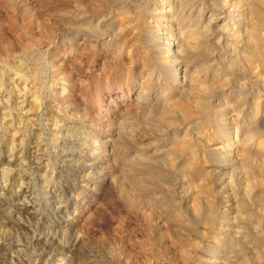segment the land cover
<instances>
[{
	"label": "bare ground",
	"instance_id": "obj_1",
	"mask_svg": "<svg viewBox=\"0 0 264 264\" xmlns=\"http://www.w3.org/2000/svg\"><path fill=\"white\" fill-rule=\"evenodd\" d=\"M19 3L17 0H0V143L7 140V161L5 164L0 161V217L7 211L8 219H11L9 229L17 214L30 221H34L36 217L32 197L27 192L22 193L21 186L17 188L18 191H13L17 186L15 181L11 183L6 179L12 176L15 169L25 164V158L16 157L14 152L26 133L23 129L30 122L28 116L35 114L33 111L39 107L36 106L38 97L33 91L35 81L39 79V65L36 67L34 62H27V55L34 47L30 40L20 38L22 31V34H17L18 37L14 33L19 29L29 31V27H25L26 24L20 21L23 12L16 10ZM104 5L99 13L85 15L84 12H78L73 17L75 37L79 39L81 36L84 42L88 40L91 47L93 42L95 46L109 50L114 56H120L125 51L139 67L140 75V79L135 82L138 86L132 93L130 103L140 111L139 117L135 122H128L126 118L111 124V136L106 142L111 160L114 163L118 161L126 173L135 170L136 175L131 179L135 190H169L171 182L175 181L177 185L173 186H176V190H197L191 196L183 192L185 195H180L179 207H175L176 203L168 196L160 197L155 194L147 198L145 206H154L163 214L165 221L186 233L179 241H174V251L164 249L163 255L172 264H264V189L254 190L255 182L251 180V176L255 180V172H259L264 166V76L256 74L251 78V85L254 86L251 90H246L239 84L233 85L228 81L229 78L221 76L213 79L222 67L219 69L220 64L216 65L218 60L212 58V48L225 49L220 59L224 63L222 73L228 72L229 67L238 72L240 65H252L256 61L263 62L264 66V56L259 50L260 41L255 36V31L264 28V0H105ZM105 7L107 12H101ZM102 23L108 31L100 40L97 39V31L98 25ZM129 32L133 34L135 42L142 46V51L129 48L125 43V35ZM10 33L16 39L9 40L7 34ZM70 41L76 47L83 42L76 39ZM171 71L174 73L171 74ZM201 73L208 75L198 81L196 75ZM100 89L105 90L103 87ZM62 91L68 93L69 89L63 86ZM216 96L218 98L213 102ZM126 124H131L130 128L134 125V128L129 130L125 128ZM137 129L142 130L149 138L147 143L138 142L140 134H137L138 137L135 134ZM70 131L72 132L68 137L63 136L67 141H70L73 131L77 130L72 128ZM86 137L84 138L87 140ZM92 142L97 144L99 141L94 139ZM127 143L130 146L133 144V148L128 145L126 147ZM69 145L72 146L70 143ZM217 145L219 146L216 147ZM36 147L39 148V145ZM105 147L106 145L103 146ZM82 151L84 150L75 148L61 152L63 162H66L62 166L71 170L72 181L78 185L85 182V173L91 169L89 163L79 162L80 158L89 161L94 155L87 153L90 154L89 158L84 157ZM11 161L14 165H9ZM238 168H242V171H238L239 176H233ZM102 170L101 168L95 174L94 170L88 173L99 179L103 177ZM227 171L232 172V176ZM20 179L17 177L16 180ZM188 183L191 188L185 185ZM45 188L47 190L46 186ZM214 190H223L221 198L213 196ZM18 194H21V201ZM29 209L33 212L28 211ZM35 223L40 224L38 221ZM67 226H63L66 228L64 229L50 224L38 234L36 239L41 241L39 250L44 257L42 264H85L83 261L77 263L81 257L79 252L75 253L77 249H81L83 237L78 234L74 225ZM6 231L7 228L0 229V245L6 242L3 245L6 252L2 255L7 261L9 257V264H12L14 254L21 251V246L8 239L3 234ZM65 233L69 236V247L61 245L60 239ZM149 245V249L142 251L148 264L151 262V251L154 253V245L151 242ZM159 245L163 247L162 243ZM70 247L73 248V254L67 260L65 251ZM174 252L178 258L175 254L171 255ZM122 254L115 260L103 261L105 264H123L125 259L122 260ZM89 256L92 257L91 254Z\"/></svg>",
	"mask_w": 264,
	"mask_h": 264
},
{
	"label": "rangeland",
	"instance_id": "obj_2",
	"mask_svg": "<svg viewBox=\"0 0 264 264\" xmlns=\"http://www.w3.org/2000/svg\"><path fill=\"white\" fill-rule=\"evenodd\" d=\"M17 1H19L20 3L17 5L16 10L18 9V11L21 10L23 12V15L20 16V21H22L24 25L26 24L25 27H29V31H27L29 33L24 32L20 29L14 33L15 35L22 34V32L23 34L27 33L19 36H22L20 38H26L27 40H30V43L32 42L31 44L34 47L32 48L34 52L31 51L32 53L29 52V56L27 55V62H34L36 64V67L39 65V79L35 81V84L37 86L34 84L35 90H33L36 97H38V100H36V106L39 107H36V110L33 111L35 114L28 116V118H30V122L28 121V125H26V127L24 126L25 128L23 129V132L26 133L25 135L23 134L24 138L22 137V142L17 145L18 148L14 152L16 157L21 156L22 158H25V164L21 165L22 170L19 167L14 170L12 176H8L6 178L7 182L12 183L13 181H15V185L17 186L16 188H13V191H18L17 188H20L21 186V188L23 189L22 193L23 191L27 192V194L32 197V200L35 204V206L33 207V210L35 211L34 217L36 216L34 221H30L28 218L26 219V217L24 216H22L21 218V216L17 214L14 216L15 220L12 219V222H14V224L10 229L8 227V224L10 223L11 219H8L7 211L0 217V229L3 230L7 228V231L3 234L7 236L8 239H12L14 242L18 243L21 246V251H18L14 254L15 257L13 258L12 264H42L44 257L40 254L41 241L38 242L37 239L38 234L44 231L46 227L50 226V224L58 225L61 228L68 227L67 225L71 224L76 227L77 232H79L78 234H81V236L83 237L82 245H80L81 251L79 249L75 251V253L79 252L78 255L79 257H81V259H79L77 263H81L83 261L82 263L85 264H105L108 259L115 260L119 257V254L123 253L121 257L122 260L125 259L123 261V264H148L147 262H145V258H143L142 251L144 252V250L149 249V243L151 242L152 245H154L152 246L154 255L151 251V262L149 264H172L170 263L172 261H169L168 257L166 255H163L164 249L169 248L171 249V251H174V241H179L186 233L179 228H176V226H172L168 221H165L163 214L160 213L158 209L154 208V206L149 204L145 206V204H147V198H149V196L151 198L155 194L160 197L168 196L172 201L176 203L175 207H179V199L181 198L180 195L182 196L183 194L184 196V193H187L189 196H191L194 191L196 192L197 190H176V186L174 187L173 184L177 185V181H175L174 183L171 182L169 190H165L162 188H159L158 190H135V187L132 183V178H134L136 175L135 170L126 173V171L121 168V164H119L118 161L114 163V160L112 161L111 157L109 156L110 150L107 146L108 143L106 144V142L111 136V133L109 131L112 129L111 124H114L116 120L126 118L128 122L129 120L131 122H135L139 117L140 111L133 108L130 103L133 95L132 93L138 86L135 82L140 79V75L139 67L134 64L131 57L127 55L125 51H123L120 56H114L110 53L109 50L102 49L100 46H95L92 41L91 42L94 47L90 46L91 44L87 42L88 40H85L84 42L83 37L80 36L79 39L75 37L76 31L74 30L73 17L78 12H84V14L87 13L90 15L93 13H99L102 6H105V0ZM90 2L92 3L90 4ZM83 7L84 9H82ZM0 11H2L1 8ZM101 12L106 13V7ZM99 27H101L100 29L102 30V32H100L101 30L99 29ZM107 31L108 30L105 24H99L97 39L101 40L102 38H104L107 34ZM255 34V36H257L260 41L259 50L264 56V28L255 31ZM15 35H13V33L7 34L9 40L16 39ZM71 38L73 40H79L78 42H82L83 40V42L78 47H76L71 44ZM125 43L130 46L129 48L142 51V46H139V44L135 42V39H133V34L131 32L126 33ZM93 48L95 51L93 50ZM80 51H83V53ZM212 51L214 52V54H212L213 60H218L216 65L220 64L218 66L220 67L219 69H221L222 67L221 70H224L223 60L221 61L220 59L223 57L225 49L221 48L219 50H213L212 48ZM88 52L89 54H87ZM215 52L217 53V56ZM86 54L90 55V57ZM263 68V62L256 61L252 65H240V67L237 68L240 70L238 72L236 69H233L231 67H229L227 69L228 72L225 73H222V71L219 70L216 75L213 76V79L219 78L221 76L223 78H229L230 80L228 81H230V83H233V85L239 84L244 86L246 90H251V87L253 86L251 85V78L253 76H256V74L263 77ZM176 69H178V67ZM179 72L180 70L177 73ZM172 73H174V71H171V74ZM110 74L112 77L110 76ZM242 74L245 75L244 77L246 79L243 78ZM103 75L105 76V78ZM206 75H208V73H206L205 75H203L202 73L196 75L197 80L201 81ZM210 76H212V74ZM62 77H64V79H62ZM73 77L78 78L75 79ZM105 80L108 83H106ZM102 82L104 83L100 85ZM243 82H245V85H243ZM62 85L69 89V94L62 91ZM109 86H111V88ZM102 87L105 89L104 91H101L100 88ZM59 90H61V92ZM127 93L129 95H127ZM217 98V96L213 98V102L217 100ZM33 108L35 107L33 106ZM59 121L60 124L58 123ZM75 122H77L78 124ZM53 124H55V127ZM127 125L128 124H126L125 126ZM130 125L131 124H129V126L125 128H128L129 130L133 129L134 125L132 124L133 128H130ZM72 128L73 130L76 129L77 131H73V135L70 137V141H67L68 139L63 136L66 135L68 137L72 132L70 131V129ZM60 130L63 134L60 132ZM135 134H140L139 138H137L138 142H148L149 138L145 136L146 134L142 130L139 131L137 129L135 131ZM38 135L40 136V138ZM84 137L88 139L86 140ZM94 139L99 142H97V144H94L92 142ZM6 141L7 140L4 139L0 143V161L3 164H5L7 161ZM69 143L72 146H70ZM38 145L39 148L36 147ZM105 145L106 147L103 148V146ZM127 145L128 143L125 146L127 147ZM128 146L133 148L134 145L131 144L130 146L129 143ZM210 146L211 144H209L208 148H210ZM218 146L219 145H217L216 147ZM70 148H77L80 150L83 149L84 151H82V156L84 155V157L89 158L90 154L87 153H91V155L94 154L91 159L92 162L90 159L88 161V159H83L82 157L79 160V162L84 161V164L89 163V167H91L92 169V171L91 169H89L86 172L87 174L85 173V176H87L85 177V182L81 183L82 185L74 184V181H72L73 176L71 170L62 166V164L64 163V158H62L61 152L66 149L71 150ZM11 162L9 163V165H14V163ZM204 166H206V163H204ZM101 168L103 169V177L99 179H96L90 173H88L89 171L93 172L94 170L95 174L97 173V171L100 172ZM44 170L47 172L45 173ZM238 171H242V168L236 169L233 176H239L240 172ZM227 172H229V174L232 176V172ZM255 173V180H253L254 177L251 176V180L255 183H253L252 181L251 183H253V185L255 186L253 187L255 188L254 190L259 191V189H264V166L260 169L259 172ZM40 176L43 178L41 179ZM17 177L19 179L21 177L20 181L16 180ZM257 177H259V179ZM43 180L46 182H44ZM18 182H20V184ZM185 185H188V187L190 186L189 183ZM45 186L47 187V190ZM25 188H27V190ZM30 189L32 194H30ZM237 190L240 189L237 188ZM158 191H160V193ZM57 192L62 193L58 194ZM18 195L20 197L18 199H20L21 201V194ZM214 195L218 199L221 198V196L223 195V190H214L213 196ZM17 207H19V205H17ZM28 211L33 212L31 209H29ZM181 212L183 214V211ZM16 216L18 217V219ZM36 221L40 222V224H36ZM27 225L28 227H26ZM66 234L67 233L63 235L64 237H61L60 241L61 245H66L69 247V236L67 234L66 237ZM107 242L109 243V245H111L109 246ZM5 243L6 242L0 245V264H9V257L7 261V259L2 255V253L6 252L3 247ZM159 243L163 244L162 248ZM8 252L7 254L9 255ZM65 252H67L66 259L69 260L70 256L73 254V248L70 247ZM175 253L176 252L171 253V255ZM90 254L92 255V257L89 256Z\"/></svg>",
	"mask_w": 264,
	"mask_h": 264
}]
</instances>
